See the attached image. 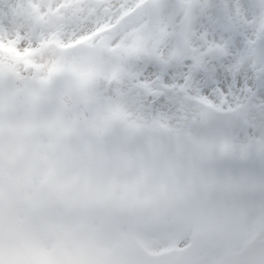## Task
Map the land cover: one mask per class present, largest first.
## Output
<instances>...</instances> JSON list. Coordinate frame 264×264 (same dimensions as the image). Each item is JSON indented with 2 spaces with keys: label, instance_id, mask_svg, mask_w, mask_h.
Returning <instances> with one entry per match:
<instances>
[{
  "label": "snow or ice",
  "instance_id": "obj_1",
  "mask_svg": "<svg viewBox=\"0 0 264 264\" xmlns=\"http://www.w3.org/2000/svg\"><path fill=\"white\" fill-rule=\"evenodd\" d=\"M80 2L0 5V116L36 114L15 191L0 158V264H264V0H99L65 41ZM89 222L136 255L51 251Z\"/></svg>",
  "mask_w": 264,
  "mask_h": 264
},
{
  "label": "rangeland",
  "instance_id": "obj_2",
  "mask_svg": "<svg viewBox=\"0 0 264 264\" xmlns=\"http://www.w3.org/2000/svg\"><path fill=\"white\" fill-rule=\"evenodd\" d=\"M7 2L9 0H0V5ZM61 13L68 18V22L64 26L55 29V31L59 32L65 41L74 40L77 35L93 31L96 27L94 21L97 18L101 22L108 19L103 6L99 5V0H81L78 6H67L61 10ZM29 47L33 49L40 47L37 37L31 31L24 34V39L19 44L24 57L28 56V53L24 50ZM7 51L12 56L20 55L14 49H8ZM65 51L70 52L71 49H66ZM57 52L58 49L55 47H44L43 51L35 56V59L38 63H47ZM35 115V113H30L27 110L23 96L16 94L13 96L9 108L0 116V139L9 144L19 159L24 162V171L28 163V149L36 138L35 133L28 127L27 122L30 119H34ZM86 232H92L95 235L99 234V236H96L97 244H94V241H88V238L85 237ZM62 240L67 241L71 254L87 251L91 257H112L117 255L130 257L129 254L131 252L135 254L138 250L137 245L131 241L117 240L112 235L109 236L103 225L98 222H89L74 227L52 244L51 247L56 246L58 241Z\"/></svg>",
  "mask_w": 264,
  "mask_h": 264
},
{
  "label": "water",
  "instance_id": "obj_3",
  "mask_svg": "<svg viewBox=\"0 0 264 264\" xmlns=\"http://www.w3.org/2000/svg\"><path fill=\"white\" fill-rule=\"evenodd\" d=\"M0 158H2V160H3L5 173L7 176H9L11 178L13 191H15V186H16L15 175L17 173L16 165L8 156L5 155V153H3L1 151H0ZM59 242L60 241H58V243ZM54 253H62V251H61V249H58ZM0 254L7 255L9 253H8V250L5 249V250H3V252H0Z\"/></svg>",
  "mask_w": 264,
  "mask_h": 264
}]
</instances>
